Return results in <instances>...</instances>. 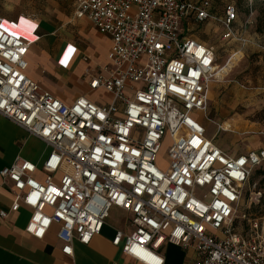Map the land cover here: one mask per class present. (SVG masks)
<instances>
[{"label":"built area","instance_id":"obj_1","mask_svg":"<svg viewBox=\"0 0 264 264\" xmlns=\"http://www.w3.org/2000/svg\"><path fill=\"white\" fill-rule=\"evenodd\" d=\"M75 16L111 40L109 63L89 82L112 96L107 104L80 96L67 105L30 79V46L0 15V114L49 148L41 165L18 157L0 171L14 196L11 212L31 211L26 233L42 240L57 225L62 253L73 256L74 241L89 245L119 208L134 230H118L112 244L138 264H165V244L194 249L191 264H264V213L239 212L246 185L264 168V149L229 155L201 119L222 68L192 25L214 18L211 0H76ZM237 20L227 4L225 39ZM167 134L169 163L161 168ZM254 197L261 203L263 194Z\"/></svg>","mask_w":264,"mask_h":264},{"label":"crops","instance_id":"obj_2","mask_svg":"<svg viewBox=\"0 0 264 264\" xmlns=\"http://www.w3.org/2000/svg\"><path fill=\"white\" fill-rule=\"evenodd\" d=\"M65 1L72 7L75 16L76 0ZM5 2L8 13L0 14L4 18L3 28L30 46L26 71L30 79L67 105L73 104L80 96H85L100 105L111 101L110 94L103 90L92 91L89 87L91 76L97 74L98 67L109 63L108 55L112 45L109 37L102 35L87 19L75 16L90 25L86 34L90 42L89 53L72 44L56 45L55 36L58 28L52 20L41 14L49 9L48 7L46 10V6L43 5L44 0H36L33 13L28 11L29 0ZM52 3L56 4V0ZM99 41L108 43L103 62L94 55L92 45V42ZM90 58L94 64L93 70L89 69V64L85 61ZM86 74L88 77L85 78ZM216 83L218 82H212V85ZM209 92L210 90L208 101ZM202 116L205 118L204 114ZM48 153L49 148L42 140L30 135L25 129L0 114V171L10 166L18 157L41 165ZM13 197L9 186L3 184L0 177V211L9 214L6 219L0 218V264H138L123 255L121 249L112 244L118 230L126 234H131L134 230L130 223L131 216L125 211L113 208L119 212V224L110 227L106 222L102 232L95 236L89 245L74 241L73 256H67L62 253L63 245L58 239L57 225H53L42 240L26 233L25 228L31 211L22 206L18 212H11ZM162 254L165 264H191L197 259L194 249L184 250L172 244H165Z\"/></svg>","mask_w":264,"mask_h":264},{"label":"rangeland","instance_id":"obj_3","mask_svg":"<svg viewBox=\"0 0 264 264\" xmlns=\"http://www.w3.org/2000/svg\"><path fill=\"white\" fill-rule=\"evenodd\" d=\"M52 1L44 0L43 5L46 6V10L48 7L49 9L41 14L52 20L58 28L55 36L56 45L72 44L89 53L90 42L86 38L90 29L89 23L75 18L72 7L65 0H56V4ZM6 2L0 0L2 15L8 13ZM230 3L237 8L238 20L234 26L235 36L225 39L221 18L224 16L225 6ZM212 5L214 18L203 24L192 25V35L214 48L218 68H222L219 82L214 86L211 83L209 86L210 100L205 118L202 116L206 136L229 155L263 149L264 0H213ZM28 7V11L33 13L36 0H29ZM251 11L254 12L253 23H249ZM92 45L94 55L103 62L108 43L99 41L92 42ZM85 61L89 64V69L93 70L92 58ZM87 75L84 77H88ZM228 125H232V130L224 131ZM170 146L171 136L167 134L158 156V165L161 168H165L169 163ZM256 191L263 194L261 203H252ZM239 212L258 216L262 214L261 212L264 213V179L258 171L245 187ZM119 222V212L113 209L107 223L110 227H115ZM246 226L247 224L243 222L240 228L245 230Z\"/></svg>","mask_w":264,"mask_h":264},{"label":"trees","instance_id":"obj_4","mask_svg":"<svg viewBox=\"0 0 264 264\" xmlns=\"http://www.w3.org/2000/svg\"><path fill=\"white\" fill-rule=\"evenodd\" d=\"M256 171H258V174H261L262 177H263V179H264V168H259V169H257ZM256 171H254V173H255ZM254 173H253V175H254ZM253 175H252V176H253ZM261 213L263 214V212H261ZM262 214H261V215H262ZM249 215H250L251 217H253V218H254V217H259L258 214L256 215V214H251V213H249ZM261 215H260V216H261Z\"/></svg>","mask_w":264,"mask_h":264},{"label":"bare ground","instance_id":"obj_5","mask_svg":"<svg viewBox=\"0 0 264 264\" xmlns=\"http://www.w3.org/2000/svg\"><path fill=\"white\" fill-rule=\"evenodd\" d=\"M228 70V69H227ZM222 70L219 72V74H221ZM220 79V78H219ZM232 126V125H231ZM230 125H228L226 128H224V131H231L232 128H231Z\"/></svg>","mask_w":264,"mask_h":264},{"label":"snow or ice","instance_id":"obj_6","mask_svg":"<svg viewBox=\"0 0 264 264\" xmlns=\"http://www.w3.org/2000/svg\"><path fill=\"white\" fill-rule=\"evenodd\" d=\"M204 63L207 64L208 63V60L205 59ZM241 163H243V161H241Z\"/></svg>","mask_w":264,"mask_h":264}]
</instances>
